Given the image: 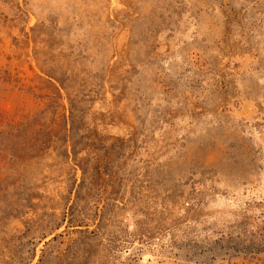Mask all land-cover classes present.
Instances as JSON below:
<instances>
[{
  "label": "rangeland",
  "instance_id": "obj_1",
  "mask_svg": "<svg viewBox=\"0 0 264 264\" xmlns=\"http://www.w3.org/2000/svg\"><path fill=\"white\" fill-rule=\"evenodd\" d=\"M0 264H264V0H0Z\"/></svg>",
  "mask_w": 264,
  "mask_h": 264
}]
</instances>
